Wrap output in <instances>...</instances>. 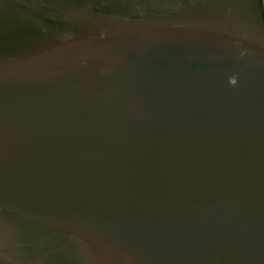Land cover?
Returning a JSON list of instances; mask_svg holds the SVG:
<instances>
[{"label":"water","instance_id":"1","mask_svg":"<svg viewBox=\"0 0 264 264\" xmlns=\"http://www.w3.org/2000/svg\"><path fill=\"white\" fill-rule=\"evenodd\" d=\"M0 264H264L263 0H0Z\"/></svg>","mask_w":264,"mask_h":264},{"label":"clouds","instance_id":"2","mask_svg":"<svg viewBox=\"0 0 264 264\" xmlns=\"http://www.w3.org/2000/svg\"><path fill=\"white\" fill-rule=\"evenodd\" d=\"M229 83H230L231 85H235V84H236V77H235V76H231V77L229 78Z\"/></svg>","mask_w":264,"mask_h":264},{"label":"rangeland","instance_id":"3","mask_svg":"<svg viewBox=\"0 0 264 264\" xmlns=\"http://www.w3.org/2000/svg\"><path fill=\"white\" fill-rule=\"evenodd\" d=\"M263 4H264V0H263Z\"/></svg>","mask_w":264,"mask_h":264}]
</instances>
